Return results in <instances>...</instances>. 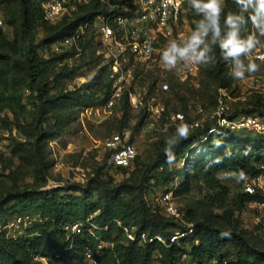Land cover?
<instances>
[{
  "label": "trees",
  "instance_id": "obj_1",
  "mask_svg": "<svg viewBox=\"0 0 264 264\" xmlns=\"http://www.w3.org/2000/svg\"><path fill=\"white\" fill-rule=\"evenodd\" d=\"M5 2L6 0H0L3 17ZM18 3L20 28L26 38L23 48L24 71L34 104L32 121L29 124H19L18 129L27 140L32 139L29 143H32V151L41 174L46 177L47 185L50 161L46 143L57 139L65 131L70 113H74L76 106L82 105L86 109L102 106L112 95L114 79L110 64L104 63L102 56L92 51L95 39L93 22L96 16L108 15L109 11L100 3L93 2L79 7L76 12L63 17L56 24H51L44 19L40 0H18ZM223 5L225 13L238 11L234 0H223ZM44 20L51 27L49 37L35 42L32 36L34 27ZM3 28L0 27V40L4 39ZM81 28L82 36L69 50L52 52L47 58L39 55V48H45L50 43L61 44L65 39L78 34ZM249 33L250 22L246 30L242 28L241 36H247ZM77 55L89 56L81 65L96 67V71L92 79L80 88L68 90L66 82L73 81L81 74L80 68L69 66L66 61ZM249 60L259 65V68L255 73L246 76L264 73V61L245 58L246 63ZM128 64L133 66V86L143 75L150 81L146 102L156 90L161 72L166 74L162 82H169L170 94H179L188 89L190 79L180 80L158 67L145 68L147 64L136 63L133 59H130ZM231 67L230 61L220 58L218 47L214 48V59L210 58L205 65H201L197 96L203 110L210 111L217 107L219 88L228 89L232 95L237 92L238 80L229 75ZM7 74L8 68L0 57V79ZM3 102L4 94L0 90V111ZM118 104L121 116L106 120L100 125L106 130L104 138L114 133L124 137V129L129 127L128 113L131 106L128 92L124 93ZM234 105L228 111L231 117L241 112L264 116V98L261 96L250 97L244 102L237 101ZM175 112L188 117L187 100L184 107ZM161 114L164 115L165 110ZM212 125L213 123L207 122L203 127L189 129L187 138L175 143L174 148L180 149L188 158L190 147L201 151V155L198 159L190 158V169L182 172L185 182L181 183L177 190L164 192L173 191L178 199L179 196L188 194V183L193 178L213 182V187L218 190L216 195L207 201H198L195 205L187 203L180 207L185 217L196 224L194 236L169 247L159 243L141 245L137 241H127L115 221H120L124 226H135L137 233L161 235L167 239L174 230L184 227L173 218L167 217L164 212L159 215L149 200V184L152 180L160 183L163 179L154 173L164 161L165 153L159 154L151 163H143L137 155L132 170L114 168L109 162L110 153H106L97 163L94 175L86 182H72L66 188L57 185L45 190L23 189L0 196V226H5L10 219L20 215L42 218V222H35L17 239L7 237L5 230L0 228V264H41L35 261L33 255H50V252L55 250L60 255L55 259L57 262H84V245L91 243L96 247L99 241L109 245L102 248L97 255L102 264H208L212 260H217L219 264L224 261H227V264H264L262 238L252 233L237 232L231 225L221 226L208 220L211 204L224 205L231 197L229 188L222 184L223 176L234 177L239 181L245 177H255L261 172V166L264 165V135L247 133L242 136L237 133L218 132L202 142V136ZM103 170L107 173L104 172L102 176ZM110 171L123 176L124 179L114 183L111 176L113 174H108ZM233 200L235 208L244 212L249 204L264 201V197L240 190ZM87 218H92L99 226L110 223L109 230L98 231L95 235L84 234L73 244L67 242L66 228ZM255 228L263 230L264 224H256ZM228 247L233 248L234 256L229 257L227 251L220 255Z\"/></svg>",
  "mask_w": 264,
  "mask_h": 264
},
{
  "label": "rangeland",
  "instance_id": "obj_2",
  "mask_svg": "<svg viewBox=\"0 0 264 264\" xmlns=\"http://www.w3.org/2000/svg\"><path fill=\"white\" fill-rule=\"evenodd\" d=\"M4 18L6 25L4 30V39L0 40V57L8 68L6 77L0 79V90L4 94V102L0 111V196L9 192L23 189L45 190L55 186L66 188L72 182H86L93 176L97 170L98 162L103 158V152L100 148V140L104 138L106 130L100 125L113 118H119V104L113 107L107 115L102 110H97L96 116L89 117L85 114L86 108L76 106L74 113H70L68 124L65 131L55 140L48 141L47 150L50 161L48 184L45 185L46 177L41 174L36 158L32 151V139H26L23 133L18 129L19 124H29L32 121L34 113V104L30 97V89L27 84L26 74L24 71V45L26 38L20 28V7L18 0H6L3 4ZM51 27L45 22L38 23L32 32L35 42L49 37ZM255 36L259 41L257 47L249 55V59H254L255 54L264 50V35L257 33L249 34ZM71 44H49L45 48H39V55L47 58L52 52H62L69 50ZM96 43H93L92 51L99 55ZM89 56L84 57L77 55L69 59L66 63L69 66H77L79 77L71 82H66L68 90L80 88L83 84L92 79L96 67L83 66L81 62L88 60ZM257 60V59H256ZM264 61V58L258 60ZM147 64L145 68L158 67L154 63ZM133 72V66H127ZM160 69V68H159ZM161 70V69H160ZM163 71V70H162ZM164 72H166L164 70ZM166 74L160 73V80L156 85V90L150 94L146 102L147 87L150 81L143 75L134 84V93L139 99H143V104L139 108H130L128 113L129 127L124 129V137L133 143L137 148V155L143 163H151L156 160L157 156L165 153L166 140L172 141L170 145L172 152L175 154L174 161L167 163V156L155 171L156 176L162 177L160 183L152 180L149 184V200L152 208L161 215L163 209L160 205V197L166 190H177L181 183L185 182L183 175L184 170L191 167L190 158L201 155V151L191 147L188 149L189 158L183 155L180 149L174 148L176 141L173 135L177 125L183 124L177 117L175 111H180L187 100L188 117L186 121L200 119L201 116L209 114L213 110H203L197 96L199 87V76L190 79L187 91L179 94H170L169 89H163V84L169 85V82H162ZM170 86V85H169ZM155 108L158 106L161 118L156 121L145 112L148 104ZM230 109L235 106L229 103ZM203 110V111H202ZM101 114V116L99 115ZM183 114V113H181ZM184 115V114H183ZM102 117V119H100ZM53 126V123L52 125ZM116 134V133H114ZM245 136V134H242ZM106 170L101 172L104 175ZM107 173V172H106ZM114 183L121 182L124 177L110 171ZM222 184L227 186L230 196L224 205L217 203L211 204L210 215L208 220H212L218 225H231L236 228L237 232H246L258 235L264 240V228L258 230L255 228L256 222L264 221V211L258 208L248 206L243 210H238L234 206V198L241 190V183L234 177L222 178ZM188 194L179 196L176 200L179 207L187 203L195 205L198 201H207L211 196L216 195L218 190L213 187V182L201 178H193L188 183ZM6 217V216H5ZM10 218L12 216H9ZM10 219V221H12ZM1 224V223H0ZM264 224V223H263ZM4 225V224H3ZM0 226L1 229L4 226ZM234 256L232 247L222 251L220 255L225 254Z\"/></svg>",
  "mask_w": 264,
  "mask_h": 264
},
{
  "label": "built area",
  "instance_id": "obj_3",
  "mask_svg": "<svg viewBox=\"0 0 264 264\" xmlns=\"http://www.w3.org/2000/svg\"><path fill=\"white\" fill-rule=\"evenodd\" d=\"M44 19L56 24L63 17L76 12L79 7L98 2L105 6L109 14L98 15L93 22V31L95 34L94 42L98 47V53L102 56L104 63L110 64L112 77L114 79L112 95L105 105L90 107L85 110L89 117L96 116L97 110H102L105 115L111 110L125 92L129 94V103L133 108H139L143 104V99H139L134 93L133 74L126 67L130 59L136 63H154L158 68L173 74L180 80L193 79L200 75L201 64L185 63L181 61L173 69H166L162 61V52L171 40L180 41L186 38L194 29L197 21V15L189 7L188 0H40ZM247 15V14H246ZM0 27H5L4 17L0 7ZM257 33L250 22V33ZM83 34V28L72 38H67L62 44L73 45ZM248 34V35H249ZM258 34V33H257ZM260 35V34H259ZM264 58V50L255 54L254 59ZM263 62V61H262ZM133 86V88H131ZM163 89L168 90L169 85L164 83ZM219 98L217 107L208 112L209 114L201 116L200 119L187 122L185 116L181 113L177 117L189 129L203 127L205 123L211 122L212 126L208 128L202 136L201 141H207L218 132H229L237 134L251 133L254 135H264V116L257 113L241 112L235 117L229 114L228 104L237 101L244 102L250 97L261 96L264 98V73L245 76L243 80H238V90L232 95L226 88H219ZM146 112L152 119L158 121L161 118V112L148 104ZM101 116V114H99ZM102 119V117L100 118ZM100 148L103 156L110 153L109 162L114 168H123L132 170L137 158V148L120 134H112L100 140ZM227 176V174H225ZM243 193L252 195L258 194L264 197V165L261 166V172L255 177H245L239 179ZM173 191L164 193L159 201L164 214L173 218L184 228L174 230L169 239L161 236H149L146 233H137L135 226H124L120 221H115L122 230L127 241H137L141 245L159 243L169 247L173 244H179L181 240L194 236L196 224L189 221L184 212L176 202ZM248 206L258 208L264 211V201H256ZM247 206V208H248ZM246 208V209H247ZM35 222H42L40 216L20 215L7 223L5 230L7 237L17 239L25 234L27 228L32 227ZM261 221L256 222L260 224ZM264 223V221H262ZM110 223L104 226L97 225L92 218L76 222L66 228L65 239L67 242L76 241L84 234L95 235L98 231L107 232ZM104 247H109L103 241L95 247L87 243L83 247L84 262L76 260H67L66 262H57L59 258L57 250L47 254L33 255L35 261L41 264H102L97 255ZM54 256V257H53ZM185 258V257H184ZM208 264H219L217 260H212ZM223 264H227L224 261Z\"/></svg>",
  "mask_w": 264,
  "mask_h": 264
},
{
  "label": "clouds",
  "instance_id": "obj_4",
  "mask_svg": "<svg viewBox=\"0 0 264 264\" xmlns=\"http://www.w3.org/2000/svg\"><path fill=\"white\" fill-rule=\"evenodd\" d=\"M234 3L238 11L225 13L223 0H188L189 7L200 18L186 38L168 42L162 52L164 67L173 69L181 61L205 65L210 58L214 59V48L218 47L220 58L231 62L229 75L232 78L243 80L246 74L258 71L259 65L251 60L246 63L245 58L259 41L252 35L242 37L241 30H246L251 22L256 32L264 35V0H234ZM173 135L176 141L187 138L188 126L177 125ZM171 144L172 141L166 140L169 164L175 159Z\"/></svg>",
  "mask_w": 264,
  "mask_h": 264
}]
</instances>
